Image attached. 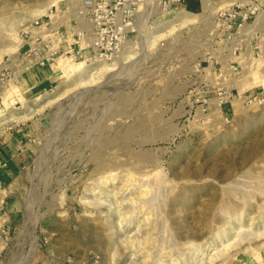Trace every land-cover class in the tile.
<instances>
[{
	"label": "rangeland",
	"instance_id": "374dc122",
	"mask_svg": "<svg viewBox=\"0 0 264 264\" xmlns=\"http://www.w3.org/2000/svg\"><path fill=\"white\" fill-rule=\"evenodd\" d=\"M190 1L143 3L113 62L89 68L54 35L48 85L0 82V139L18 141L0 264H264V13L234 54L230 5ZM80 7L0 0V72L36 20L70 42L90 30Z\"/></svg>",
	"mask_w": 264,
	"mask_h": 264
},
{
	"label": "built area",
	"instance_id": "2783aa9c",
	"mask_svg": "<svg viewBox=\"0 0 264 264\" xmlns=\"http://www.w3.org/2000/svg\"><path fill=\"white\" fill-rule=\"evenodd\" d=\"M147 0H81L79 14L87 21L90 30H79L72 36L75 42H70L61 26L54 27L49 20H36L33 24L34 31L30 32L29 43L17 57L4 64L0 72L2 84H20L25 76L34 70L50 66L55 60L56 50L51 49L55 40L61 37L63 40L58 44V49L65 47L66 54L73 53L87 67L106 61L113 62L126 49L132 35L138 32L137 15L140 7ZM173 3H186L190 0H172ZM168 0L164 5L167 7L172 3ZM264 13V6L257 1L247 3L236 2L219 12L217 16L218 35L225 42L226 50L242 53L246 46L249 31L248 21L256 13ZM27 32L22 36L27 37ZM56 39L52 41V37ZM47 41V42H46ZM233 43V44H232ZM230 44V45H229ZM78 46V47H77ZM56 48V49H57ZM78 48V51H74ZM256 49H260L259 46ZM88 50V51H86ZM228 52V53H230ZM65 54V53H64ZM223 68L232 73L239 71L236 63L225 64Z\"/></svg>",
	"mask_w": 264,
	"mask_h": 264
},
{
	"label": "crops",
	"instance_id": "0c3cea01",
	"mask_svg": "<svg viewBox=\"0 0 264 264\" xmlns=\"http://www.w3.org/2000/svg\"><path fill=\"white\" fill-rule=\"evenodd\" d=\"M198 2V4H193L191 2ZM210 5H216L220 6L222 4L224 5H232L234 3L242 2L247 3L252 0H206ZM257 1L263 4L264 6V0H253ZM193 7L191 9L199 8L200 10L204 9V0H192L189 2ZM200 6V7H199ZM198 10V9H197ZM50 66H47L45 68L34 70L33 72L27 74L25 76V82L29 79L31 82L33 81V85L30 86L31 89L34 88V86L38 83H40L42 86H46L49 84L50 81H52L53 76L51 75V69ZM12 135V136H11ZM17 137L12 133L10 135H7L5 138L0 139V213L6 208L7 202L6 197L8 190L6 188V182L10 180L12 177H14L17 173L18 167L15 165L16 162V156L17 153ZM10 217H5V215H0V227L6 224V222L9 220Z\"/></svg>",
	"mask_w": 264,
	"mask_h": 264
},
{
	"label": "bare ground",
	"instance_id": "6f19581e",
	"mask_svg": "<svg viewBox=\"0 0 264 264\" xmlns=\"http://www.w3.org/2000/svg\"><path fill=\"white\" fill-rule=\"evenodd\" d=\"M130 133V132H129ZM124 137V136H123Z\"/></svg>",
	"mask_w": 264,
	"mask_h": 264
}]
</instances>
